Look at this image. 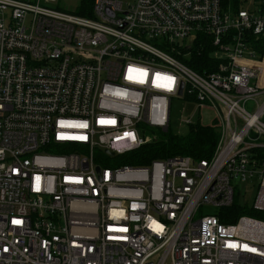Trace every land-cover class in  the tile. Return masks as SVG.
Wrapping results in <instances>:
<instances>
[{
  "label": "built area",
  "instance_id": "obj_1",
  "mask_svg": "<svg viewBox=\"0 0 264 264\" xmlns=\"http://www.w3.org/2000/svg\"><path fill=\"white\" fill-rule=\"evenodd\" d=\"M248 2L0 0V264H264V219L220 220L235 180L264 211V51L249 39L264 0ZM201 36L205 75L185 62ZM175 98L216 111L213 156L116 160L170 131Z\"/></svg>",
  "mask_w": 264,
  "mask_h": 264
},
{
  "label": "trees",
  "instance_id": "obj_2",
  "mask_svg": "<svg viewBox=\"0 0 264 264\" xmlns=\"http://www.w3.org/2000/svg\"><path fill=\"white\" fill-rule=\"evenodd\" d=\"M250 0H223V5L232 10H240L246 7ZM232 7V8H231ZM79 13H85L79 11ZM250 44L262 55L264 51V36L259 39L251 37ZM201 43L204 45L202 47ZM194 53L191 60H185L187 65L200 74H207L216 70L217 61L211 55L213 46L205 37H199L194 46ZM220 131L215 125H204L201 123L191 124L189 132L184 135H176L171 132L160 134V139L155 143L143 146L141 149L129 153L124 157L123 163L143 164L155 158H165L174 155H189L195 159H210L220 140ZM221 209L220 220L227 223H234L242 215H251L264 219V211L256 210L249 205L238 206L234 199L230 207Z\"/></svg>",
  "mask_w": 264,
  "mask_h": 264
},
{
  "label": "rangeland",
  "instance_id": "obj_3",
  "mask_svg": "<svg viewBox=\"0 0 264 264\" xmlns=\"http://www.w3.org/2000/svg\"><path fill=\"white\" fill-rule=\"evenodd\" d=\"M80 0H60V5L62 7H70L71 9L77 8ZM251 3L247 2L246 7H250ZM195 37L193 34L186 42H192ZM249 110H254L253 105L248 106ZM186 120H191L192 124H204V125H215L216 121V111L209 107L200 108L195 102H191L185 99L175 98L172 102L171 107V123L170 130L174 134L181 136L186 135L189 132L191 124L185 123ZM124 157H118L116 160H123ZM235 201L238 206L252 207L253 198L256 193L257 186L253 185V182H241L240 180H235ZM215 208L210 206L204 207L205 212H212ZM219 211V209H217ZM224 211L225 208H224Z\"/></svg>",
  "mask_w": 264,
  "mask_h": 264
},
{
  "label": "bare ground",
  "instance_id": "obj_4",
  "mask_svg": "<svg viewBox=\"0 0 264 264\" xmlns=\"http://www.w3.org/2000/svg\"><path fill=\"white\" fill-rule=\"evenodd\" d=\"M232 8V7H231ZM236 195V194H235Z\"/></svg>",
  "mask_w": 264,
  "mask_h": 264
}]
</instances>
